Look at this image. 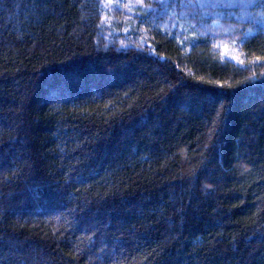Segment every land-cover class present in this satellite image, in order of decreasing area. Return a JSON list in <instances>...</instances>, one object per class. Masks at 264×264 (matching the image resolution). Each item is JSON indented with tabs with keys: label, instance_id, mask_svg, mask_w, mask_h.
Returning a JSON list of instances; mask_svg holds the SVG:
<instances>
[{
	"label": "trees",
	"instance_id": "trees-1",
	"mask_svg": "<svg viewBox=\"0 0 264 264\" xmlns=\"http://www.w3.org/2000/svg\"><path fill=\"white\" fill-rule=\"evenodd\" d=\"M228 2L0 0V264H264V9Z\"/></svg>",
	"mask_w": 264,
	"mask_h": 264
},
{
	"label": "snow or ice",
	"instance_id": "snow-or-ice-1",
	"mask_svg": "<svg viewBox=\"0 0 264 264\" xmlns=\"http://www.w3.org/2000/svg\"><path fill=\"white\" fill-rule=\"evenodd\" d=\"M137 4L141 5L142 7L143 5V0H136ZM217 6L220 7H239L241 9H247L248 7L252 6L255 7L256 4L254 3V0H229L228 3L226 4H201L200 7H210V8H215ZM102 7H107V8H111V7H116L119 8L121 7V5L119 3H113V0H106V3L102 4ZM124 8H128L129 10H131V6L129 4H124L123 5ZM260 7L262 9H264V0H261L260 2ZM152 10L151 5H148L145 12L143 13L144 15H147L150 11ZM242 19H249L250 23L253 24V27L256 28L258 27V29L260 31H264V10H262L260 13H258V15L256 17H242ZM253 33V28H249L247 32H245L240 40V43H243L244 40H246L250 35H252ZM233 43H236L235 41H233ZM122 46H125L123 44V41L121 42ZM142 45H138V47H141ZM258 61H264V57H256L255 58ZM240 63H244L243 60L239 61ZM253 78H255V74H253ZM245 82H250V80H246V81H241V83H245ZM217 116H220V111H217ZM213 123H215V121H213ZM59 219V217H58Z\"/></svg>",
	"mask_w": 264,
	"mask_h": 264
}]
</instances>
